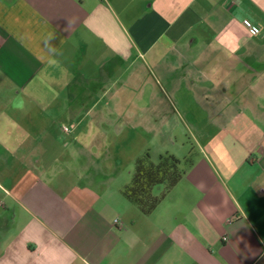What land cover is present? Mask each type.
<instances>
[{
    "label": "crops",
    "instance_id": "0c3cea01",
    "mask_svg": "<svg viewBox=\"0 0 264 264\" xmlns=\"http://www.w3.org/2000/svg\"><path fill=\"white\" fill-rule=\"evenodd\" d=\"M243 2L0 0V264H264V23ZM180 110L196 149L146 215L126 137Z\"/></svg>",
    "mask_w": 264,
    "mask_h": 264
},
{
    "label": "rangeland",
    "instance_id": "374dc122",
    "mask_svg": "<svg viewBox=\"0 0 264 264\" xmlns=\"http://www.w3.org/2000/svg\"><path fill=\"white\" fill-rule=\"evenodd\" d=\"M242 6L246 10L247 17L264 23V0H244ZM197 111V106L192 107V113L197 115ZM172 118L174 120L171 121L170 127L164 128L158 135L143 131L140 134L136 132L130 133L131 135L127 134L124 165L118 169L119 180L130 185L135 171V164L131 158L133 160L137 156L143 157L147 153L155 163L158 162L160 155L171 154L182 162V168L185 169L186 159L194 153L197 145L195 122L189 119L190 117H186L182 110ZM161 190V187H157L155 193L159 194Z\"/></svg>",
    "mask_w": 264,
    "mask_h": 264
},
{
    "label": "trees",
    "instance_id": "16d2710c",
    "mask_svg": "<svg viewBox=\"0 0 264 264\" xmlns=\"http://www.w3.org/2000/svg\"><path fill=\"white\" fill-rule=\"evenodd\" d=\"M185 176L182 162L171 154L159 156L157 163L147 153L135 164L131 184L125 189L124 195L144 214H151L171 190ZM157 187L162 190L155 193Z\"/></svg>",
    "mask_w": 264,
    "mask_h": 264
},
{
    "label": "built area",
    "instance_id": "2783aa9c",
    "mask_svg": "<svg viewBox=\"0 0 264 264\" xmlns=\"http://www.w3.org/2000/svg\"><path fill=\"white\" fill-rule=\"evenodd\" d=\"M244 26L249 31L253 32L254 34H260L261 33V27L258 25H254L249 20L244 21ZM66 131H68V128H65Z\"/></svg>",
    "mask_w": 264,
    "mask_h": 264
}]
</instances>
